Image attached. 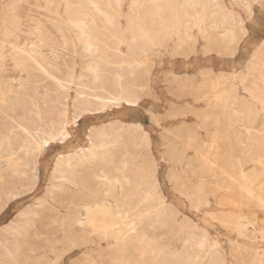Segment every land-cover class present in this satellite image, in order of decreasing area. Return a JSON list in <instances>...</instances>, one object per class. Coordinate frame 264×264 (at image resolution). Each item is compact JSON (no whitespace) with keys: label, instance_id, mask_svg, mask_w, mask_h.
Returning <instances> with one entry per match:
<instances>
[{"label":"bare ground","instance_id":"obj_1","mask_svg":"<svg viewBox=\"0 0 264 264\" xmlns=\"http://www.w3.org/2000/svg\"><path fill=\"white\" fill-rule=\"evenodd\" d=\"M19 1L15 0L11 7L3 6L0 11V60L5 59V48L11 46L20 71L13 78H4L0 73V214L28 186L41 179L46 147L66 141L71 135L72 124L114 105H122L129 112L140 108L142 100L152 95L151 68L143 54L154 48V37L144 22L125 25L120 20L116 23L105 17V26L119 37V41L114 40V51L100 37L96 17L101 11L100 0H81L83 6L70 7L65 26L75 39L74 47L78 42L83 52L82 67L78 71L74 62L60 60L57 55L52 59L43 52V47L51 41L50 32L43 25L32 31L39 42L20 44L21 21L15 8ZM148 2L160 37L194 41L195 29L204 37L211 34V29L212 32L221 29L222 38L228 37L230 42L240 45L249 35L245 21L239 23L241 36L236 35L231 26L232 15L221 0ZM249 10L251 16L254 10L252 7ZM127 33H130V41L127 42L128 52L124 54L120 44ZM261 43L264 40L255 45L247 61L251 79L247 80L246 73L220 72L210 81L209 93H203L213 108L223 109L231 119L245 121L237 138L245 152L230 161L237 176L216 159L207 157L203 164L211 174L220 169L223 179L236 183L242 193L264 208V136L261 135L264 128V49ZM71 83L76 84L73 101ZM150 111L154 118L158 117L155 111ZM116 118L117 121H103L92 126L86 133V145L60 152L54 159L50 174L59 180L55 186L69 191L66 197H79L86 209L82 224L106 242L115 264H228L220 242L211 236L207 225L199 224L200 235L184 230L180 237L181 250L166 248L156 235H152L155 223L164 222L167 205L180 208L168 200L163 191L158 193V179H152L145 168L134 167L124 154L110 157L111 148L119 153L125 146L121 128L130 122L119 116ZM259 118H262L260 124L257 123ZM249 164L253 169H246ZM174 188L189 200L190 194ZM192 208L198 210V203ZM31 212L20 210L16 221L2 225L0 264H32L28 261L31 256L24 249L35 225ZM132 247L138 251L137 257L134 260L124 258L123 252ZM253 262L264 264V250L256 251Z\"/></svg>","mask_w":264,"mask_h":264},{"label":"rangeland","instance_id":"obj_2","mask_svg":"<svg viewBox=\"0 0 264 264\" xmlns=\"http://www.w3.org/2000/svg\"><path fill=\"white\" fill-rule=\"evenodd\" d=\"M14 1L0 0V11L3 6H13ZM221 1L232 15L231 26L238 37L241 36L239 23L245 21L249 28V35L240 45L230 42L228 37L222 38L221 29L218 32L211 29L208 37L195 29L194 41L160 37L148 0H112L110 4L100 0L101 11L96 17L101 40L110 50L115 49L114 44L119 37L105 26L106 18L116 23L120 20L125 25L141 21L149 27L154 37V48L143 54V59L151 68L149 84L152 95L142 100L140 108L129 112L122 105H114L90 113L72 124L71 135L66 141L46 147L42 156L41 179L28 186L0 214L1 230L7 222L16 221L20 210L32 211L30 216L34 218L35 225L24 244L25 252L31 256L28 261L32 264H115L106 242L82 224L86 219V209L79 197L71 198L70 194L66 197L69 191L55 186L59 180L52 178L50 172L57 154L86 145V133L92 126L103 121H117V116L130 122L121 128L125 146L119 153L116 148H111L110 157L124 154L134 167L145 168L152 179H158V193L163 191L168 200L180 208L167 205L165 220L162 224L155 223L152 235H156L166 248L181 250L183 243L180 237L184 230L200 235L202 229L199 224L207 225L211 236L220 242L228 264H262L253 262V258L257 250H264V208L242 193L236 183L223 179L220 169L211 174L203 164L208 157L216 159L226 170L233 171L230 161L245 152L237 139L245 121L231 119L223 109L213 108L203 93H209L210 81L220 72L246 73L247 80L251 79L247 61L264 36L260 0ZM82 4L81 0L17 2L15 8L21 21L20 44L39 42L32 31L43 25L49 30L51 40L43 47V52L52 59L57 55L60 60L74 62L80 71L83 52L78 42L74 47L75 39L67 30L65 21L69 20V8H79ZM250 7L254 10L251 16L248 14ZM73 34L77 32L73 31ZM126 35L120 44L124 54L128 52L127 42L130 41V33ZM4 55L5 59L0 60L1 75L4 78L17 77L20 71L11 46L5 48ZM71 85L73 101L76 99V84ZM150 110L155 111L158 117L154 118ZM261 121L259 118L257 123ZM246 169H253V165H247ZM233 174L236 175L234 171ZM174 187L183 194H190V201ZM195 203H198V210L192 208ZM137 254L138 251L132 247L123 252V257L134 260Z\"/></svg>","mask_w":264,"mask_h":264},{"label":"snow or ice","instance_id":"obj_3","mask_svg":"<svg viewBox=\"0 0 264 264\" xmlns=\"http://www.w3.org/2000/svg\"><path fill=\"white\" fill-rule=\"evenodd\" d=\"M260 9H261L260 22H261V26L264 27V0H260ZM261 39L264 40V36H262ZM261 48L264 49V43H261ZM262 102H264V98H262ZM261 135L264 136V128L261 129Z\"/></svg>","mask_w":264,"mask_h":264}]
</instances>
